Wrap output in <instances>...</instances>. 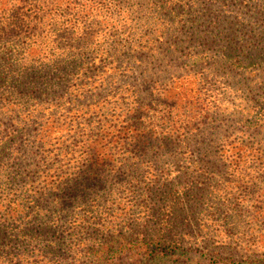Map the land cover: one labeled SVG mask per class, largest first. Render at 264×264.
I'll use <instances>...</instances> for the list:
<instances>
[{
  "label": "rangeland",
  "instance_id": "obj_1",
  "mask_svg": "<svg viewBox=\"0 0 264 264\" xmlns=\"http://www.w3.org/2000/svg\"><path fill=\"white\" fill-rule=\"evenodd\" d=\"M35 1L0 0V34ZM58 4L37 32L47 92L0 35V264H264V0ZM166 101L197 112L170 150ZM67 177L85 188L37 206L34 187ZM137 242L184 254L142 259Z\"/></svg>",
  "mask_w": 264,
  "mask_h": 264
},
{
  "label": "trees",
  "instance_id": "obj_2",
  "mask_svg": "<svg viewBox=\"0 0 264 264\" xmlns=\"http://www.w3.org/2000/svg\"><path fill=\"white\" fill-rule=\"evenodd\" d=\"M59 0H36L35 2H31L33 6V11L28 14L23 12L20 17H18L16 22H8L12 21V19H3V27L1 38L3 41H6L10 44H15L16 42L22 41L21 46L17 49L16 54L18 56V61L24 67L22 75L21 84L24 85L29 92H33L35 88L39 87L41 84L45 86L42 91L47 92L50 89V85L53 83L51 81H57V78L54 77V72L49 69V65L46 64L48 60V50L47 45H45L41 40H39L40 33H37L41 27H39V23H43L46 18L51 16L52 12L59 7ZM26 29V31H25ZM219 34H222V30L218 28L217 31H213L212 39H217ZM261 39L264 47V34L261 35ZM238 53L246 54L244 51V47L240 46L237 48ZM42 61V63L38 60ZM240 61V60H239ZM46 64V65H45ZM24 65V66H23ZM166 104L169 105L168 113L166 115L167 120H171L174 123L169 124L171 127L167 128L168 130H164V137L161 140L163 141V146L168 147L167 150H170L172 147L176 148V144L185 143L186 139H188V133L186 132V126L190 122L192 118H194L197 114L192 109H188V106L192 105L190 102H184L181 107H175L176 105L169 103L166 101ZM174 109L178 111L176 113L172 112ZM180 110V111H179ZM43 125V124H42ZM140 132H136L135 137L137 139ZM38 144H42L45 142L47 135H45V130H39L36 134ZM139 138L144 141V139L151 140L154 138V132L148 131ZM160 140V139H159ZM97 144H92L89 148V153L91 157H93V161L97 162L99 160V154L95 147L97 148ZM170 145V146H169ZM221 152L227 154L229 157L240 155L239 151L229 150V149H221ZM84 182L78 179H68L65 181H57L47 182L41 187H34L33 191L35 192V202H38L37 206H41V204L45 203L42 200L49 196V203L53 206H58L60 203L63 205H68V201H71L76 196V191L80 188H85ZM39 195V196H38ZM41 203V204H40ZM166 219L174 215V210L166 211ZM174 224H168L163 229L162 237L167 239V235H170L171 231H174ZM42 232V231H40ZM0 234L3 236L1 229ZM167 242V241H165ZM168 244V243H167ZM133 248L135 256L141 257L142 259H155L158 256L161 258H166L168 256L178 255L181 258V254H184L183 250H179L173 246H161L157 245V247L152 242L145 243H133ZM236 264V263H233Z\"/></svg>",
  "mask_w": 264,
  "mask_h": 264
}]
</instances>
